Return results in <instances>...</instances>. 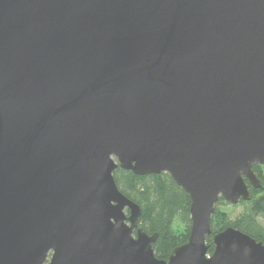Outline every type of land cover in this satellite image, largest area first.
I'll use <instances>...</instances> for the list:
<instances>
[{
    "label": "water",
    "instance_id": "95a60500",
    "mask_svg": "<svg viewBox=\"0 0 264 264\" xmlns=\"http://www.w3.org/2000/svg\"><path fill=\"white\" fill-rule=\"evenodd\" d=\"M252 164L264 0H0V264H264L233 226L206 244L217 199L263 187ZM118 166L188 194L167 259Z\"/></svg>",
    "mask_w": 264,
    "mask_h": 264
},
{
    "label": "trees",
    "instance_id": "16d2710c",
    "mask_svg": "<svg viewBox=\"0 0 264 264\" xmlns=\"http://www.w3.org/2000/svg\"><path fill=\"white\" fill-rule=\"evenodd\" d=\"M252 169L262 179L258 164H252ZM113 176L121 192L140 206L139 225L149 234L157 232L152 243L156 257L167 259L173 248L188 237L191 223L188 194L166 172L136 174L118 166ZM248 187L250 198L235 203L244 208L234 218L220 208L230 203L221 196L217 199L210 219V234L206 237L208 252L213 250V235L227 226L238 228L264 243V226L257 220L264 219V187L255 188L249 183Z\"/></svg>",
    "mask_w": 264,
    "mask_h": 264
},
{
    "label": "rangeland",
    "instance_id": "374dc122",
    "mask_svg": "<svg viewBox=\"0 0 264 264\" xmlns=\"http://www.w3.org/2000/svg\"><path fill=\"white\" fill-rule=\"evenodd\" d=\"M259 170H260L261 175H262L261 180H262L263 187H264V165H260ZM220 208L227 211L231 218H234L237 214H239L243 211L244 206L241 204L235 205V204L230 203V204H222V205H220ZM257 220L261 226H264V219L263 218H258Z\"/></svg>",
    "mask_w": 264,
    "mask_h": 264
},
{
    "label": "flooded vegetation",
    "instance_id": "af4514ba",
    "mask_svg": "<svg viewBox=\"0 0 264 264\" xmlns=\"http://www.w3.org/2000/svg\"><path fill=\"white\" fill-rule=\"evenodd\" d=\"M258 166H260V165H258Z\"/></svg>",
    "mask_w": 264,
    "mask_h": 264
}]
</instances>
